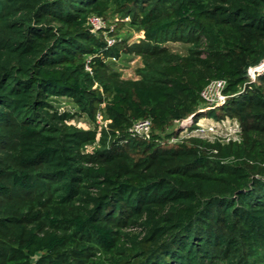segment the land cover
I'll return each mask as SVG.
<instances>
[{"label": "trees", "instance_id": "1", "mask_svg": "<svg viewBox=\"0 0 264 264\" xmlns=\"http://www.w3.org/2000/svg\"><path fill=\"white\" fill-rule=\"evenodd\" d=\"M125 22L140 42L108 47ZM130 54L138 80L112 67ZM261 65L264 0H0V264H264ZM213 80L228 99L206 108ZM190 116L241 141L170 143Z\"/></svg>", "mask_w": 264, "mask_h": 264}, {"label": "built area", "instance_id": "2", "mask_svg": "<svg viewBox=\"0 0 264 264\" xmlns=\"http://www.w3.org/2000/svg\"><path fill=\"white\" fill-rule=\"evenodd\" d=\"M90 26L93 33L97 34L101 30H106L107 23L100 17L93 16L90 18ZM112 30V28H111ZM108 47L116 44V38L105 36ZM116 61V59H112ZM264 65L257 68H251L249 74L252 81L255 80L256 73L262 71ZM227 83L225 80H213L209 82L201 92V98L204 101V107L216 108L226 103L228 96L225 94ZM98 123H103L106 128L108 121L102 116H98ZM174 131L178 136L172 137L170 143H176L184 139L197 138L210 143L229 144L241 141V127L237 120L226 118L216 121L210 118H201L197 122L194 116H190L182 122H178ZM134 137L150 139L152 134V124L150 120L137 121L131 128Z\"/></svg>", "mask_w": 264, "mask_h": 264}, {"label": "rangeland", "instance_id": "3", "mask_svg": "<svg viewBox=\"0 0 264 264\" xmlns=\"http://www.w3.org/2000/svg\"><path fill=\"white\" fill-rule=\"evenodd\" d=\"M112 29H115V36L117 41H126L129 46H133L138 44L141 40L140 32L136 31L133 27L129 25L128 22L124 24H112ZM168 47L177 53L185 54L186 53V46L179 43H172L169 44ZM113 62V61H112ZM113 69L120 72L124 79H131V80H138L139 76L137 75V70L143 67V63L141 61V57L130 54V55H123L117 61L112 63ZM56 108L60 112H76V107L70 101L65 98L58 99L57 103H55ZM72 124L76 127L85 129V130H97L101 131L104 128L103 123H94L87 116H76L72 120Z\"/></svg>", "mask_w": 264, "mask_h": 264}]
</instances>
